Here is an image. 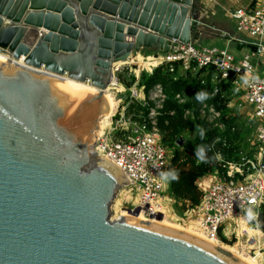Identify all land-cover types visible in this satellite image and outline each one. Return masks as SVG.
Masks as SVG:
<instances>
[{
  "label": "water",
  "instance_id": "95a60500",
  "mask_svg": "<svg viewBox=\"0 0 264 264\" xmlns=\"http://www.w3.org/2000/svg\"><path fill=\"white\" fill-rule=\"evenodd\" d=\"M192 1L0 0V53L14 60L0 62V264H244L181 230L112 219L127 179L94 151L112 65L197 41Z\"/></svg>",
  "mask_w": 264,
  "mask_h": 264
},
{
  "label": "built area",
  "instance_id": "2783aa9c",
  "mask_svg": "<svg viewBox=\"0 0 264 264\" xmlns=\"http://www.w3.org/2000/svg\"><path fill=\"white\" fill-rule=\"evenodd\" d=\"M229 15L235 21L236 32L257 38L253 40L256 49L264 54V41H261L264 40V0L238 6L230 10ZM251 56L248 50L236 58L227 48H197L194 42L176 41H171L166 53L152 55L157 60L156 65L164 66L173 79L196 74L201 77L209 71L214 74L211 77L212 93L198 102L200 117L210 126L221 127V111L209 101L221 85L228 87L227 92L240 95L247 101L258 121L255 161L226 162L224 171H215L196 182L201 197L198 204L188 207L187 212L193 216L197 230L211 241H220V235H223L229 222L248 209L251 214L247 217L255 221L257 210L264 200V73L257 74ZM200 81L203 82L201 78ZM130 94L131 98L147 107V114L134 118L128 114L126 107L116 108L109 124L98 134L94 151L98 156L114 162L125 175L127 183L123 189L132 199L127 211L140 207L139 212L147 216L163 215L156 201L168 189L165 175L168 156L156 118L162 109L165 94L160 84H155L149 93L145 94L141 86L130 90ZM175 99L183 102L184 94L177 93ZM216 158L219 160L220 155L216 154ZM244 170H247L245 176Z\"/></svg>",
  "mask_w": 264,
  "mask_h": 264
},
{
  "label": "rangeland",
  "instance_id": "374dc122",
  "mask_svg": "<svg viewBox=\"0 0 264 264\" xmlns=\"http://www.w3.org/2000/svg\"><path fill=\"white\" fill-rule=\"evenodd\" d=\"M193 1H192L191 10L192 12L197 13L198 15L197 16L198 18L197 26L200 28V30H202L201 27H203L204 22L201 23L200 21L202 20L200 18L201 15H199L197 11H194L195 6H193L194 5ZM238 35L242 36L245 39L257 40V38L250 37L246 35L245 33L238 32ZM261 41L263 42L264 40H261ZM194 46H196L197 48L212 47V46L221 47L219 44L211 43V41L203 40V39L195 41ZM232 49H234V51H232ZM242 49H244V51L248 50L246 46H243L240 49L230 47L229 52L232 54L235 52H238L239 55H241L242 53L240 51H242ZM139 54L132 52L130 55L131 59L128 60L127 63L119 66L118 69L114 70L113 74H114V77L116 78L117 88L109 90V93H111V95L114 98L113 102H114V106L115 107L117 106V110L121 106L126 107L128 114L133 116L134 118L142 115L143 112H142L141 107L145 105H143L142 103H138L135 99L131 98L130 90H132L133 88L138 89L141 86H143L142 77L151 74L155 70V68L162 66V65H156V67L149 66L147 57L148 55L149 56L156 55V51H149L147 49H142L139 52ZM253 57L254 56H251V62L254 65H256L257 62L255 63V59ZM207 73H208L207 75L205 73L204 75H201L200 78L203 80V78L208 75H210L211 77L214 76V74L211 71ZM261 73L262 72L260 71L257 72V74H261ZM157 84H160V83H157ZM151 88L148 90L147 93L150 92ZM161 88L163 87L161 86ZM225 97H226L225 102H224L225 103V113L223 114V112L221 111V115L219 118L221 120V127H217V126L215 127L212 125L210 126V124H208L207 121L201 118L198 105L194 108H192L193 106L185 108L183 111V116H186V117L188 116V118L194 121L196 120L204 121L208 124L209 128H213L214 130H216L217 141H221L226 146H230L232 148V152H231L232 157L230 160H227L226 162H230L234 164V163H244L246 160L255 161V157L257 156V152H258L255 146V134H256V129L258 126V121L255 119L253 115L252 108L248 104V102L245 101L240 95H237V94H234L228 91ZM184 98L185 100L183 102H178V103L183 104L187 101L192 102V100L189 97L185 96V94H184ZM150 105L151 103L149 102L148 106ZM195 135H196V130L192 129L189 131L181 132L176 138H174L173 143H172L173 145L170 144L169 141H164V146L166 148L168 160H169V157L171 156V153L174 147L181 149V150H185L187 153L192 154L194 150L193 146H194ZM262 158L264 160V155L262 156ZM221 160H222V157L220 156L219 162H222ZM225 169L226 168H223L222 170L216 169L213 172L203 177L207 178L210 175H212L215 171L221 173ZM246 174H247V170H244L243 176H245ZM203 177L201 179H204ZM164 195L163 197H165L166 199L167 198L171 199L170 201L167 200V202L165 203L168 206V210L165 213L166 222L169 223L171 226H176L180 229L183 228V229L194 231L195 230L194 224H193L194 218L192 215L189 214V212H187L188 211L187 209L189 207L188 203H186L183 200L173 198L169 192V189H167ZM165 198H163L164 201H165ZM116 199H118L116 204L114 200L111 206L112 219L121 217L120 216L121 212L122 211L126 212L127 208L130 207L131 201H132V199H130L129 194L126 193V191H124L123 187L119 190L118 196H116ZM249 213L251 214L250 209L243 212L242 214H238L234 218L233 221L229 222V225H227V228H225L223 231V235H220V238H221L220 242L228 246L236 245L237 250L240 253H242V251L244 253L246 251H249L248 254H253L254 250H249V248H247L248 243H253V241H251L252 239L249 240V237H250L249 230L248 228L245 229V227L241 225L240 220H239L240 217H242L244 218L247 226L256 227L255 224H252V220L249 219V217H247ZM263 244L264 242H259L258 248H260ZM260 253H262L261 263L264 264V245L260 249Z\"/></svg>",
  "mask_w": 264,
  "mask_h": 264
},
{
  "label": "trees",
  "instance_id": "16d2710c",
  "mask_svg": "<svg viewBox=\"0 0 264 264\" xmlns=\"http://www.w3.org/2000/svg\"><path fill=\"white\" fill-rule=\"evenodd\" d=\"M210 77V75L204 77L203 82L200 81L198 75L173 79L171 73L162 66L155 68L151 74L142 77L145 93L157 83L163 87L165 99L156 118L158 128L161 133L163 132V145L164 141H169L172 144L174 138L183 131L196 130L193 153L189 154L185 150L174 147L165 172L171 196L185 201L189 207L198 204L201 197L196 182L216 169L222 170L225 162L232 157V148L221 141H217L216 130L209 128L204 121H194L183 116L185 108L192 106L194 108L198 105L199 100L210 96L213 90ZM227 88V86L221 85L218 92L209 98L214 107L222 111L223 114L225 113L224 102ZM177 93H184L192 102L187 101L179 104L175 99ZM141 109L142 115H146L147 107L143 106ZM170 112L173 113L170 114ZM216 154L222 157V162H219ZM252 224H255L256 228L264 233V200L259 206L257 217L255 221H252Z\"/></svg>",
  "mask_w": 264,
  "mask_h": 264
},
{
  "label": "bare ground",
  "instance_id": "6f19581e",
  "mask_svg": "<svg viewBox=\"0 0 264 264\" xmlns=\"http://www.w3.org/2000/svg\"><path fill=\"white\" fill-rule=\"evenodd\" d=\"M8 59L14 61L9 55L0 53V62L8 60ZM130 59H131V56L129 58H127L126 60H124V61H118V62L114 63L112 65V72H114V70L118 69L119 66H121L122 64L127 63L128 60H130ZM150 60H151V62H150ZM15 61L17 63H20V64L22 63V59L21 58L18 59V60H15ZM147 61L149 62V66H151V67H155V65L157 64V60H154L151 55L150 56L148 55ZM58 79L60 81L59 83H61L62 85L66 86V87H68V88H70L72 90L78 91V92H82V93H85V94H93V93H95L97 91L96 88L91 86L88 82H78L76 80L68 79L64 75L63 76H58ZM116 83H117L116 82V78L114 77V74H113L111 76L110 83L104 89L106 102H107V110L105 111L104 115L100 118L98 134H100V132L103 131L104 128L109 124L110 119L112 118V116H113V114H114V112H115V110L117 108V106L116 107L114 106V102H113L114 98H113V96L111 95V93H109L110 89L112 90V89L117 88L116 87L117 86ZM117 196H118V194H117ZM163 198H165V197H160L156 201V204H158L160 206V209H162V214L163 215H162V217L160 219H156L154 217V215L147 216L144 212H138L136 216H133L130 213H128V211H126L127 213L122 211L120 216H121V218H129V219L138 220V221L143 222V223H149V224H152V225L169 226V227L181 230L183 232H186V233H189L191 235H194V236H196L198 238H202V239H204V240H206V241H208L210 243H213L215 246H217V247L221 248L222 250L230 253L232 256L236 257L237 259H239L244 264H262L261 263L262 253H260V249L262 248V246L264 244L260 248H258V246H259V242H264V237H263L264 233L260 232L256 227L247 226L246 223H245L244 218L240 217L239 220H240L241 225L244 226L245 229L248 228V230H249V234H250L249 240L252 239L251 241H253V243H248L247 244V248H249V250H254L253 254H248L249 251H246L245 253L242 251V253H240L237 250V246L236 245L235 246H228V245L223 244L219 240L211 241V240L205 238L204 235L197 230L196 225L194 223H193L194 224V229L196 231L195 230L192 231V230H188V229H183V228L180 229V228H178L176 226H171L169 223L166 222V219H165V213L168 210V206L165 204L167 202V199L165 198V201H164ZM117 201H118V199L115 200V204H116Z\"/></svg>",
  "mask_w": 264,
  "mask_h": 264
},
{
  "label": "crops",
  "instance_id": "0c3cea01",
  "mask_svg": "<svg viewBox=\"0 0 264 264\" xmlns=\"http://www.w3.org/2000/svg\"><path fill=\"white\" fill-rule=\"evenodd\" d=\"M256 0H194L193 6L201 15L202 33L198 40H209L211 43L219 44L221 48L234 47L240 49L243 46L254 56L256 68L264 73V54L257 51L252 39H245L238 35L235 30V21L230 17L229 11L248 3H254ZM205 16V17H203ZM238 35V36H236ZM237 37V38H236ZM234 51V49H232ZM246 51V50H245ZM244 52V49L240 51ZM238 58V52L233 53ZM263 233V232H262Z\"/></svg>",
  "mask_w": 264,
  "mask_h": 264
}]
</instances>
